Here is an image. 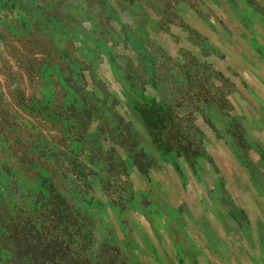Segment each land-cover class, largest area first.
<instances>
[{
	"label": "rangeland",
	"instance_id": "374dc122",
	"mask_svg": "<svg viewBox=\"0 0 264 264\" xmlns=\"http://www.w3.org/2000/svg\"><path fill=\"white\" fill-rule=\"evenodd\" d=\"M216 3L0 0V264H264V77Z\"/></svg>",
	"mask_w": 264,
	"mask_h": 264
},
{
	"label": "crops",
	"instance_id": "0c3cea01",
	"mask_svg": "<svg viewBox=\"0 0 264 264\" xmlns=\"http://www.w3.org/2000/svg\"><path fill=\"white\" fill-rule=\"evenodd\" d=\"M256 2L260 7L258 10H247L242 0H217V3L212 6L216 13L231 16L229 22L227 20L223 22L226 24V28H221L222 30H228L231 35L226 38L228 44L219 49L217 60V66L225 71L227 75L233 74L236 77L252 78L264 77V20L262 24L254 15L261 11L264 12V0H256ZM240 13H249L251 17L253 15V20H250L249 23L253 29L258 30L253 37L244 30V21L234 19V15ZM222 32L220 31L221 34L224 33ZM215 37L219 39L218 36ZM242 87L246 88L244 85Z\"/></svg>",
	"mask_w": 264,
	"mask_h": 264
}]
</instances>
